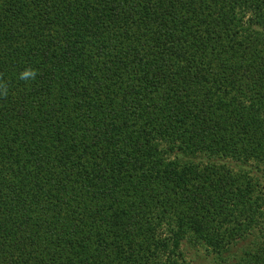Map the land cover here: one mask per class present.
I'll list each match as a JSON object with an SVG mask.
<instances>
[{
    "label": "trees",
    "instance_id": "trees-1",
    "mask_svg": "<svg viewBox=\"0 0 264 264\" xmlns=\"http://www.w3.org/2000/svg\"><path fill=\"white\" fill-rule=\"evenodd\" d=\"M188 244L264 264V0H0V264Z\"/></svg>",
    "mask_w": 264,
    "mask_h": 264
},
{
    "label": "rangeland",
    "instance_id": "rangeland-1",
    "mask_svg": "<svg viewBox=\"0 0 264 264\" xmlns=\"http://www.w3.org/2000/svg\"><path fill=\"white\" fill-rule=\"evenodd\" d=\"M258 233L257 231L255 232ZM255 236L252 237L254 239ZM250 242L251 241H247ZM187 261L190 262V264H215L216 263V255L213 253H208L207 251L203 249H195L190 244L187 246ZM237 251L239 252H246L249 251L247 243L241 242L238 245ZM240 252L238 254H240Z\"/></svg>",
    "mask_w": 264,
    "mask_h": 264
},
{
    "label": "clouds",
    "instance_id": "clouds-1",
    "mask_svg": "<svg viewBox=\"0 0 264 264\" xmlns=\"http://www.w3.org/2000/svg\"><path fill=\"white\" fill-rule=\"evenodd\" d=\"M35 77V72L31 70H27L21 75V79H28V78H34Z\"/></svg>",
    "mask_w": 264,
    "mask_h": 264
}]
</instances>
